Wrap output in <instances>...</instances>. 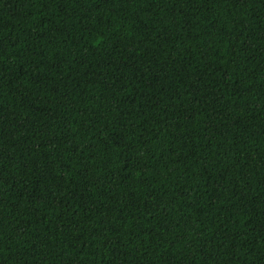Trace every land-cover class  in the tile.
Returning <instances> with one entry per match:
<instances>
[{
	"label": "trees",
	"instance_id": "trees-1",
	"mask_svg": "<svg viewBox=\"0 0 264 264\" xmlns=\"http://www.w3.org/2000/svg\"><path fill=\"white\" fill-rule=\"evenodd\" d=\"M0 264H264V0H0Z\"/></svg>",
	"mask_w": 264,
	"mask_h": 264
}]
</instances>
